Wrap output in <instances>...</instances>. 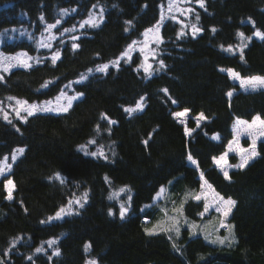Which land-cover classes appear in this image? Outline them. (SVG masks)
Here are the masks:
<instances>
[{
	"label": "trees",
	"instance_id": "16d2710c",
	"mask_svg": "<svg viewBox=\"0 0 264 264\" xmlns=\"http://www.w3.org/2000/svg\"><path fill=\"white\" fill-rule=\"evenodd\" d=\"M169 1L0 0V53L10 56L47 57L31 42L4 45L3 36L12 29L37 30L61 16L69 26L90 12L99 20L103 12L99 26L87 27L76 40L77 48L61 45L55 64L45 58L30 68L0 67V103L9 97L42 103L62 92L82 93L65 113L25 120L0 115V163L24 149L0 177L2 264H264V140L257 157L228 179L214 161L227 152L236 121L264 119V88L241 90L227 73L264 77V40L254 37L257 30L264 33V0H203L204 7L190 17L200 29L196 33L164 19ZM161 17L156 69L147 75L141 53L130 60L122 53ZM102 64L109 65L106 72H96ZM137 102L142 110L124 111ZM186 110L204 118L200 125L189 120L190 136L174 116ZM81 145L106 148L107 158L85 155ZM202 179L234 201L227 229L218 213L201 217L204 206L195 198ZM163 188L164 199L153 205ZM85 192L83 207L72 203V214L49 222L69 201H84ZM122 201L130 206L123 219ZM214 215L220 222L209 232ZM187 217L200 221L204 232L192 234L189 226L180 235ZM53 239L51 251L44 245ZM56 249L59 255H53Z\"/></svg>",
	"mask_w": 264,
	"mask_h": 264
},
{
	"label": "rangeland",
	"instance_id": "374dc122",
	"mask_svg": "<svg viewBox=\"0 0 264 264\" xmlns=\"http://www.w3.org/2000/svg\"><path fill=\"white\" fill-rule=\"evenodd\" d=\"M170 5H171V8H170ZM197 6H200L199 3L197 2V0H171V1H169V3L166 6L163 7V17L165 20L172 19V20L176 21L177 23L181 24L182 28H184L183 31H187V29L192 31V28L195 25L193 23H191L190 17H192L193 14L195 13V11H196L195 9ZM189 9H191V11H189ZM58 20L60 21V23L55 28H52V29H49L48 25H46L44 23H42V25H40V27H38L37 30H33L30 28L12 29L11 31L7 32L3 36L2 43L3 44L4 43L5 44L17 43L20 41H26V42L33 43L34 46L36 47L37 53H38V51H44L47 54L46 55L47 57L30 56L28 54L30 57L33 58V59L29 60L28 63L31 64V67L36 66V65L40 64L45 58L51 59V56L56 51L60 52L59 48L61 47V45L65 44V43H69V42L75 43L76 40H73V37H76V36L80 37L82 35V33L85 31V29L87 27L89 28V26H87V25L84 28H80V23L82 21L78 22L77 24L67 26L66 21H65L63 16H61ZM53 24H56V22ZM50 25H52V24H50ZM74 26H75V31H68V32L64 31L65 29H73ZM254 37L257 39H260L259 37L255 36V35H254ZM161 42H162V37L159 33V30L149 32L147 34V36H144V39L142 41L133 45L132 50L128 53V56H126L125 58L127 60H130L133 53H135V55L138 53H141L142 59H143L142 60V68L144 69L147 65L150 64L152 67L149 68V72L146 74L151 75L152 73H154V71L156 69L155 68V59H156L157 46L160 45ZM42 43L48 44V47H42L41 46ZM141 48L144 49L143 52H141ZM19 53H23V52H19ZM16 55L17 54H15L13 56H16ZM4 56H10V55H4ZM37 59L39 60V62H37ZM120 60L121 59H119V61ZM11 64L12 65H18L17 62H15V61L11 62ZM0 67L5 68V69H9L10 68L9 62L5 61L2 65H0ZM227 73L232 78V80L236 84L239 85V80L234 79L229 71ZM232 73H234V72L232 71ZM239 87H240V85H239ZM263 88L264 87L257 85V87L255 89L241 88V90H257V89H263ZM76 95L77 94L71 93V96H76ZM65 96H70V95L66 93ZM65 96H62V95L58 96L60 98L59 100H57V97L55 99L50 100L51 103L48 104L47 107L54 109L53 111H35L33 115L39 114V113H44V112L45 113L49 112V113H53V114L65 113V111L55 110V109H59L63 106H66L67 100L65 99ZM78 97H80V95ZM21 101H23V100H21ZM74 101L75 100H73V102ZM46 102H48V101H46ZM46 102L33 103V104L38 105L40 107H43V106H45ZM29 105H32V104H29ZM0 108H3V113H0V115L3 118H4V113H7L8 119L9 118H16V119H20V120H25L26 118L29 117V115H27V112L23 111L22 107L20 105L16 104L15 100H9L7 102L0 103ZM17 111H19V113H20L19 117L17 116ZM182 113H184L183 116H179V117H177L175 115L174 116L178 122H180L181 124H183L187 128L186 129L187 134L190 136L193 133V131H191L187 127L189 120L191 118H193L197 122V124L200 125V123L204 121V118L202 116L192 117L189 111H182ZM33 115H31V116H33ZM260 120H264V119L260 118ZM239 122H242V121H239ZM249 122L250 121L238 123V121H236V123L234 125L233 141L231 142L229 148L227 149V152H226L227 155L225 156V160L219 161V158H217L215 161L216 168L223 175H224V172L222 171V169L227 170L228 177H229V174L231 171L238 170V169H244L250 162H252L257 157V146L261 141L264 140V125H262L260 123V121H256L255 125H253V122H251V123H249ZM253 141H255V144H253ZM91 146H93V145H91ZM86 149L88 152H94V151H97L98 148L95 147V149L93 150V148H91V147L90 148L86 147ZM102 151L104 152V156H105L107 153V149L102 148ZM253 151L255 152V155L249 157V153H251ZM15 154H16V159H17L18 156L20 155V153L17 151ZM97 156H100V155L98 154ZM100 157H102V156H100ZM242 157H244L248 160V163L243 168L239 167V165L241 164V158ZM12 161H13L12 157L8 158V160L6 162L7 166L5 167L4 172L2 174H0V177L3 176V174L6 172L8 166L11 164ZM1 163H4V161H2ZM13 188L14 187L12 184L8 186V194L10 191L11 197H12V193L14 191ZM121 192H119L118 194H120ZM165 194H166V190L163 188V191L160 192L159 195L155 198L153 205H156L159 202H161L164 199ZM196 197H199V199L195 198V201L203 204V206H204V211L201 214V217L208 216L212 213H218V214H220L221 219H222V227L227 229L228 228V226H227L228 220H229V217L231 216L232 210L234 208V203H232V204L226 203L229 200L224 199L223 197L219 196L215 192L213 187L211 185H209L204 179H202V186H201V189L198 192ZM220 198H223V200H221ZM76 201H73V204H77ZM183 201H184V198L179 199L180 204L183 203ZM80 202L83 203V205L85 204L84 201H80ZM122 204L127 208V212L125 213V214H127L129 212V207H130L129 203L122 201L120 206ZM153 205H151V206H153ZM178 206H179V204H178ZM206 206H207V211L205 210ZM148 207H150V206H148ZM67 208L68 207H66L65 209L67 210ZM71 208H72V205H71ZM217 208H219V211H217ZM72 211H73V208H72ZM225 212H227L226 216L224 215ZM163 214H164V216L162 218L164 219L165 218V212ZM65 216L66 215L62 214V218L52 219L49 222L62 220ZM220 216L214 215L213 218L209 220V222H208L209 225L208 224L206 225L207 227H209L208 228L210 230L209 232L213 231L215 228L218 227V221L220 222V219H219ZM189 226H191V228L194 229L192 231V234H197V233L202 234L204 232V228L201 227L200 221H196L194 219L187 217V219H185V221L181 224L180 235L184 232V230L191 229V228H189ZM199 229H201V231H199ZM232 231H233V229H232ZM44 247L53 251L51 249L53 246L49 247L48 243H46L44 245ZM45 248H43L42 250H44ZM86 264H89V262H87Z\"/></svg>",
	"mask_w": 264,
	"mask_h": 264
},
{
	"label": "snow or ice",
	"instance_id": "6c2138e0",
	"mask_svg": "<svg viewBox=\"0 0 264 264\" xmlns=\"http://www.w3.org/2000/svg\"><path fill=\"white\" fill-rule=\"evenodd\" d=\"M197 2L199 3L200 7H204V2L203 0H197ZM170 8H171V5H170ZM75 11V10H73ZM189 11H191V9H189ZM64 13L67 12V10H63ZM102 19H103V12L101 11V14H100V19L97 20L96 17L94 16L93 13H89L88 14V18L83 20L81 23H80V28H84L86 25L89 26V27H98L99 26V23L102 22ZM199 19V17L197 16V20ZM41 20L43 21V17H41ZM163 21V17H161V21L158 22L157 26L153 29V28H150V29H147L144 33L145 36H147V34L149 32H153V31H158V27H159V23H161ZM60 23L59 20L56 21V24H52V25H48V28L49 29H52V28H55L58 24ZM126 24H131V21H126L125 22ZM128 29L126 28L125 31H127ZM65 32H68V31H75V26L73 27V29H65L64 30ZM192 31L193 33H196L198 31H200V29H198L197 27L193 26L192 28ZM213 32L215 31V29L212 30ZM180 35H183V33H181ZM255 36L259 37L260 39L264 40V33L260 32L259 30H257L255 33H254ZM238 36H243V33H238ZM79 39L78 36L76 37H73V40H77ZM250 39V38H249ZM136 44V41H133L132 44H130L128 46V49L122 53V58L123 57H126L128 56V53L132 50L133 48V45ZM42 47H48V44L46 43H42L41 44ZM72 47L73 49L77 48L78 45L76 43H73L72 44ZM229 51H231V46H229V48L227 49ZM144 49L141 48V52H143ZM60 57V52L59 51H56L52 56H51V61L53 64H55L56 60ZM33 59L32 57H30L28 55V53L26 52H23V53H19L17 54L16 56H4L3 53H0V65H2L5 61L9 62V66L11 67L12 64L11 62L15 61L17 62V64L21 67H25V68H29L31 67V64L28 63L29 60ZM37 62H39V60L37 59ZM114 65H118L119 64V59H117L116 61L113 62ZM160 67L163 68L164 67V64H163V61H160ZM109 65L108 64H102V65H99L97 66V68L95 69L96 72H106V70L108 69ZM152 66L149 64L147 65L145 68H144V71L145 73H148L149 72V68H151ZM7 70V69H5ZM93 70L92 69H89V72L91 73ZM230 74L232 75V77L234 79H237L239 80V85L241 88H244V89H248V88H252V89H255L257 87V85L259 86H262L264 87V77H250V78H241L239 77L238 74H235V73H232V70H229ZM3 77L0 76V79H2ZM87 77L86 76H82L81 77V80L83 79H86ZM49 82H45V87L47 86ZM165 93L167 92L166 89L163 90ZM62 96H65V94L62 92L61 93ZM79 95H82V93H79L77 94L76 96H65V99L67 100V104L66 106H63L59 109H55V110H59V111H68V109L72 106V102L73 100L77 99ZM228 96H231L232 95V92H228L227 93ZM9 100H13L15 99L16 101V104L17 105H20L22 107V110L27 112V115L31 116L34 114L35 111H53L54 109H51L49 107H47L48 104L51 103V101H48L45 103V106L43 107H40L38 105H35V104H32V105H29L27 101H21L19 100L18 98H13V97H9L8 98ZM60 98L57 97V100H59ZM143 100V97L141 98V101ZM139 110H142V103L141 102H137L135 107H126L124 109L125 112L129 113V114H132L133 112H136V111H139ZM187 111V110H186ZM0 113H3V108H0ZM175 116L179 117V116H183L184 113L182 112H176L174 114ZM17 116L19 117L20 116V113L19 111H17ZM4 119L7 120L8 119V116H7V113H4ZM256 121H260V123L262 125H264V120H260V117L257 116L254 118L253 120V125H255ZM9 123H11V121H8ZM110 123H115V121H110ZM238 123H242V122H239ZM217 137H213V139H216ZM89 144H94L96 143L94 140H90L88 142ZM253 144H255V141H253ZM19 153H23L24 149L23 148H20L17 150ZM80 151H83L85 153V155H92V156H97L98 154L100 156H104V152L102 151V148H98L97 151H94V152H88L86 147L84 145H81L80 146ZM227 155V153L223 154L221 157H219V161H224L225 160V156ZM255 155V152H251L249 153V157L251 156H254ZM105 158H107L105 156ZM16 159V154L14 153L12 155V160L15 161ZM188 159L189 161H191L193 164H196V161L193 160L192 156L189 155L188 156ZM217 158H214V161H216ZM8 160V157H4V163H0V174H2L5 170V167L7 166L6 165V162ZM226 162V161H225ZM248 163V160L244 157L241 158V164L239 165V167L243 168L246 166V164ZM222 171L224 172V176H225V179H228V172L227 170H224L222 169ZM56 179L60 180L61 183H63V177L60 176L59 173L56 174ZM201 178H203V174H201ZM12 184V181L11 180H8L7 181V185L6 187H8L9 185ZM121 191H124V189H121ZM163 191V189H161V192ZM87 196H88V193L85 192L83 194V200L84 202H86L87 200ZM11 192L9 191V194L7 196V199H11ZM109 199H113V196H109ZM129 199H131L129 197ZM196 199H199V197H196ZM221 200H223V198H220ZM72 201H69V206L67 208V210L65 208H61L59 211H57V213L55 214V217H49L48 219L49 220H52V219H60L62 218V214L64 215H70L72 214V208H71V205H72ZM76 203L79 205V207H83V203L80 202V200H77ZM226 203L228 204H232L234 203V201H227ZM205 210L207 211V206L205 207ZM217 211H219V208H217ZM127 212V208L122 204L121 207H120V217L121 219L124 218L125 216V213ZM112 210L109 209V215H112ZM224 215L226 216L227 215V212L224 213ZM42 223H44L42 221ZM49 247H52L53 245L56 244V240L53 239V240H50L47 242ZM221 243H223V241H221ZM87 245H86V249H87ZM42 249L41 248H37L36 249V252H40ZM53 255H59V249H56L53 253ZM29 259H31V257H29ZM0 264H2V262H0ZM89 264H96V261L92 260V261H89Z\"/></svg>",
	"mask_w": 264,
	"mask_h": 264
}]
</instances>
